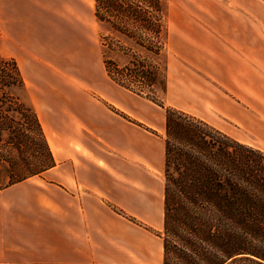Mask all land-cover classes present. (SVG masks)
Returning <instances> with one entry per match:
<instances>
[{"label": "rangeland", "instance_id": "1", "mask_svg": "<svg viewBox=\"0 0 264 264\" xmlns=\"http://www.w3.org/2000/svg\"><path fill=\"white\" fill-rule=\"evenodd\" d=\"M161 1L153 14L162 33L133 25L128 37L98 19L96 0H0V57L13 59L25 81L13 105L36 115L55 161L0 191V243L46 226L41 216L52 212L37 206L51 203L83 206L54 212L64 217L58 227L93 238L100 253L130 255L120 245L123 235L133 243L137 231L163 234L166 114L186 107L179 91L185 77L217 100L206 105L211 126L264 151V0ZM186 37L205 45L211 39L212 77L180 61V49L190 50ZM220 48L227 53L224 73ZM137 67L147 71L146 82L131 78ZM11 118L27 122L21 114ZM9 136L0 130V140ZM8 150L11 161H26Z\"/></svg>", "mask_w": 264, "mask_h": 264}, {"label": "trees", "instance_id": "2", "mask_svg": "<svg viewBox=\"0 0 264 264\" xmlns=\"http://www.w3.org/2000/svg\"><path fill=\"white\" fill-rule=\"evenodd\" d=\"M96 3L98 19L112 31L130 37L134 25L162 33L153 14L160 12L161 0ZM130 76L148 79L139 67ZM24 86L17 63L0 57V130L10 133L7 141L0 140V191L55 165L36 115L22 104L13 105L19 103L15 90ZM14 114L27 122H15ZM165 134L164 226L163 234L156 235L162 239V264H264V151L176 109L167 110ZM8 148L26 161H11ZM26 167L28 173H21Z\"/></svg>", "mask_w": 264, "mask_h": 264}, {"label": "crops", "instance_id": "3", "mask_svg": "<svg viewBox=\"0 0 264 264\" xmlns=\"http://www.w3.org/2000/svg\"><path fill=\"white\" fill-rule=\"evenodd\" d=\"M210 38L207 39L206 45L198 41L197 38L186 37V44L192 50L187 51L186 48L180 49V61L184 63L185 68H201L204 76L208 78L214 75L213 64L214 60L213 49L209 45ZM203 44V51L199 57V46ZM218 66L222 68L224 73L227 61V53L224 48L218 50ZM239 62H242L239 61ZM221 72V76L223 73ZM180 100L185 103L183 112L196 116L209 124H212L210 118L211 112L206 111V105L218 104L215 97L210 98V93L207 91L200 92L197 79L195 81L187 80L180 84ZM261 92V91H260ZM201 93V94H200ZM215 100V101H214ZM209 103V104H208ZM227 101L222 100V107L226 109ZM85 113V111H84ZM206 116H199V115ZM84 121V118H82ZM43 124V121H42ZM213 125V124H212ZM44 124V128H45ZM47 131V129H46ZM51 149H54L52 139L48 138ZM38 212H52L47 216H41V220L47 223L46 226L33 225L24 232L25 239H19L17 242H2L0 246L3 248L0 254V264H162L163 261V245L162 239L152 233H140L137 231L134 236V241L123 235L121 239V247L131 252L130 255H110L111 244L106 253H100L99 244L94 245L93 238L85 235H78L71 230H64L63 226L58 227V220L63 216L54 215V212L71 211L76 208H82L79 205H67L66 209H62L61 204H39ZM96 211V210H92ZM97 211H101L98 209ZM96 211V212H97ZM91 217V216H90ZM32 223V222H31ZM39 224V223H37ZM87 224V223H86ZM85 225V224H84ZM32 227V228H31ZM20 234V231H15ZM94 245V246H93ZM156 245L159 247L156 252Z\"/></svg>", "mask_w": 264, "mask_h": 264}]
</instances>
